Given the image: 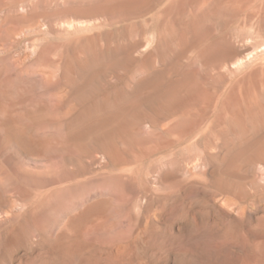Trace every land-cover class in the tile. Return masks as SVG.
<instances>
[{
	"label": "rangeland",
	"instance_id": "1",
	"mask_svg": "<svg viewBox=\"0 0 264 264\" xmlns=\"http://www.w3.org/2000/svg\"><path fill=\"white\" fill-rule=\"evenodd\" d=\"M0 264H264V0H0Z\"/></svg>",
	"mask_w": 264,
	"mask_h": 264
}]
</instances>
